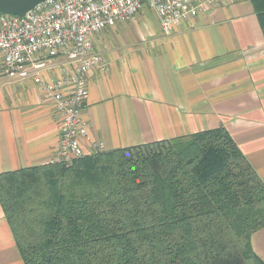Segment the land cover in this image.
Listing matches in <instances>:
<instances>
[{
    "label": "trees",
    "instance_id": "1",
    "mask_svg": "<svg viewBox=\"0 0 264 264\" xmlns=\"http://www.w3.org/2000/svg\"><path fill=\"white\" fill-rule=\"evenodd\" d=\"M0 203L25 264H264V182L224 126L0 172Z\"/></svg>",
    "mask_w": 264,
    "mask_h": 264
},
{
    "label": "crops",
    "instance_id": "2",
    "mask_svg": "<svg viewBox=\"0 0 264 264\" xmlns=\"http://www.w3.org/2000/svg\"><path fill=\"white\" fill-rule=\"evenodd\" d=\"M92 40L109 69L90 74L84 119L105 150L224 126L264 182V34L250 0L209 7L170 35L145 5ZM60 127L33 81L0 77V172L49 162ZM252 246L264 262V227ZM0 264H25L1 203Z\"/></svg>",
    "mask_w": 264,
    "mask_h": 264
},
{
    "label": "built area",
    "instance_id": "3",
    "mask_svg": "<svg viewBox=\"0 0 264 264\" xmlns=\"http://www.w3.org/2000/svg\"><path fill=\"white\" fill-rule=\"evenodd\" d=\"M235 1L44 0L24 16L0 15V77L31 80L53 102L61 134L49 162H70L105 150L103 142L92 139V125L84 119L90 74L109 69L95 50V33L134 18L147 5L170 35L207 8Z\"/></svg>",
    "mask_w": 264,
    "mask_h": 264
},
{
    "label": "water",
    "instance_id": "4",
    "mask_svg": "<svg viewBox=\"0 0 264 264\" xmlns=\"http://www.w3.org/2000/svg\"><path fill=\"white\" fill-rule=\"evenodd\" d=\"M42 1L44 0H0V15L24 16Z\"/></svg>",
    "mask_w": 264,
    "mask_h": 264
}]
</instances>
